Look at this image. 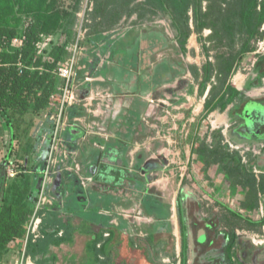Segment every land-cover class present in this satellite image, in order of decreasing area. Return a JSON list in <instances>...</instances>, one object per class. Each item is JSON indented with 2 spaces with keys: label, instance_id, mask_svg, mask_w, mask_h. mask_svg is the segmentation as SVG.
<instances>
[{
  "label": "rangeland",
  "instance_id": "374dc122",
  "mask_svg": "<svg viewBox=\"0 0 264 264\" xmlns=\"http://www.w3.org/2000/svg\"><path fill=\"white\" fill-rule=\"evenodd\" d=\"M63 1L66 7L73 2V0ZM127 1V6L121 8L118 17H110V21L103 24L109 27H104V30L96 33L94 32L96 23L106 14H93V1L82 0L80 11L69 23L67 31L70 30L71 33L65 31L51 35L53 40L46 49L52 51L56 46L67 47L68 54L61 63L76 58L74 78L76 92L79 93L86 83L94 81L86 80V77L90 74L94 77L97 64L101 63L109 53L104 51L109 47V44L104 47L103 43H107L105 41L115 38L117 44L112 45V48L114 46L116 48L121 46L120 44L132 42L140 32L147 31L159 32L164 35L165 40L167 39L165 46H160L153 57L162 55L180 62L186 69L191 70L196 80L188 86L189 94L186 89L177 94L180 97L167 99L162 113L166 119L163 122L156 120L161 125L158 131L162 133L163 139L156 141L159 143L155 150L164 148V159H161L164 169L160 170L156 177L157 183L159 182L158 184L165 189L166 201L162 204V208L148 209L139 202V199H134L132 204H127L125 207L107 204L100 209L101 211L92 209L87 214L90 213L92 218L101 219L111 225L124 224L129 228L130 234L144 239L148 246L151 264H181V220L178 206L172 203L174 195L176 198L177 194H180L183 200L189 197L191 204L194 202L193 206L188 205L187 216L191 221L194 217L196 221L202 218L215 223L212 230L215 233L213 237L217 235L216 244L211 247L207 255L221 259L223 264H264V223L257 226L250 225L229 210L230 208L254 220L264 217V140H239L233 131L239 122L235 116L236 107L242 105L248 98H264V79L259 86L250 84L257 75L254 72L255 61L259 54H264V25L261 28L262 37L255 41V49L245 55L236 72L229 77V81L243 90L245 95L229 105L226 110L222 111L218 108L210 114H205L206 109H203V105L212 86H216L210 95L212 100L221 92V83L216 76H213L208 83L204 93L199 90L196 101H193L190 107L185 105L190 103L189 98L195 96L200 86L203 65L207 61L215 63L217 55L228 49L215 48L211 43H209L210 49H205L199 42L198 34L193 33L188 40L187 51L184 52L176 40L177 31L169 14L163 12L153 14L150 10H146L143 7L145 0ZM211 32V29H206L204 36H209ZM81 77L84 81H78ZM78 83H80L79 88L76 85ZM63 84L64 80L60 77L56 93L61 92L60 87ZM53 102L54 110L48 116L57 113L55 109L59 102L56 100ZM48 109L49 107L39 115H35L32 110L24 115L23 127L26 128L31 122L33 125L21 137L16 135L13 137V128L6 122L0 125V135L4 136L3 141H0V156L3 155L6 160L8 185L18 179L17 174L22 169V165L23 169L28 167L34 170L36 172L34 186L41 184L35 204L36 208L40 206V215L45 210L66 208L65 200L71 198L68 196L66 186L69 182L62 184L57 174L59 170L66 169L63 164L66 161L68 168L76 169L78 166L77 162L69 164L68 158H65L60 165L51 160L55 134L52 130L53 121L44 116ZM262 111L264 112V107ZM183 112L185 116L181 117ZM247 113L253 115L254 112L249 110ZM23 127L20 131H23ZM27 144L31 145L28 154L24 149ZM48 172H50L49 177H57L53 182V191L45 195L43 190ZM79 212L83 211L68 207L66 213L75 215ZM161 224H166L165 227L169 226L163 235L158 233ZM188 233L187 264H193L192 235L191 231ZM234 233L237 235L236 243L232 256L229 257L228 236ZM24 249L25 240H19L16 245H11L2 257L1 264H15L17 260L22 259ZM58 260L62 264H81L76 258L64 261L58 258ZM49 262L57 264L51 259ZM96 264H109L108 255L102 253Z\"/></svg>",
  "mask_w": 264,
  "mask_h": 264
},
{
  "label": "crops",
  "instance_id": "0c3cea01",
  "mask_svg": "<svg viewBox=\"0 0 264 264\" xmlns=\"http://www.w3.org/2000/svg\"><path fill=\"white\" fill-rule=\"evenodd\" d=\"M152 33L154 32H140L132 42L120 44L116 48H112V45L117 44L115 38H109L105 41L107 43H103L104 47L109 44L108 49L104 48L109 53L97 64L94 77L91 74L89 78L86 77V80L94 81L86 83L79 93L74 89L76 99L66 108L51 160L60 165L68 158L69 164H78L76 169L68 168L66 161L63 163L66 171L59 170L57 174L62 184L69 182L66 186L71 198L67 196L69 200H65L66 208L56 211L61 212L66 219L71 218L79 231L72 243L52 247L50 256L56 255L62 261L76 258L81 264H96L100 259L96 250H90L89 245L97 235L103 234L99 247L109 240L105 253L108 255L109 264H151L144 239L130 234L129 228L124 224L111 225L101 219L92 218L87 212L92 209L101 211L107 204L125 207L132 204L134 199L131 195L134 192L150 197L153 195L151 202L154 201L155 204H164L166 201L165 189L156 179L160 170L164 169L161 160L164 159V148L155 150L159 143L156 141L163 139L162 133L158 131L161 125L156 120L163 122L166 119L162 113L167 99L180 97L177 94L186 89L189 94L188 86L196 78L180 62L162 55L153 57L160 46H165L167 39L161 33L151 38ZM149 47L154 48L149 50ZM173 69L179 70L173 77L169 74L164 77V72ZM81 80L82 77L78 81ZM79 84H76L77 88ZM199 89L200 86L195 96L189 98L190 103L186 107L196 101ZM53 105L54 103L50 104L44 116L53 121L52 130L55 131L52 117L57 113L48 116L54 110ZM184 116L183 112L181 117ZM108 161L113 164L114 171L109 173L106 170L105 173L100 164ZM49 174L50 172L43 190L45 195L53 191V182L57 177H49ZM130 178H135V181ZM115 180L123 182L121 184L127 185V189L111 191L107 181L116 182ZM103 181L106 184L101 183ZM187 199L183 200L177 194L176 198L174 195L172 203L178 209L181 206L184 213L189 211L188 205L191 204L190 198ZM68 207L83 212L69 215L66 213ZM165 225L161 224L159 234H165L164 231L169 228ZM111 232H114L113 235H110ZM18 241L12 242L7 250ZM57 264L62 263L58 260Z\"/></svg>",
  "mask_w": 264,
  "mask_h": 264
},
{
  "label": "trees",
  "instance_id": "16d2710c",
  "mask_svg": "<svg viewBox=\"0 0 264 264\" xmlns=\"http://www.w3.org/2000/svg\"><path fill=\"white\" fill-rule=\"evenodd\" d=\"M92 1L93 14H106L99 24L96 23V33L109 27L103 24L109 22L110 17H118L121 8L128 4L127 0ZM81 5L82 0H73L68 7L63 0H0V116L13 128V137H21L33 125L31 122L26 128L23 127L24 115L30 110L39 115L52 103V96L57 92L60 81L56 71L68 54L65 45L56 46L52 51L45 49L39 54L38 43L42 41L43 35L67 31ZM143 7L153 14L163 12L170 15L177 31L176 40L184 52L193 33L198 34L199 42L205 49H210L209 43L215 48L228 49L217 55L215 63L207 61L202 67L201 93L207 90L213 76L221 83V92L213 100L210 95L216 86L210 89L205 102V114L218 108L226 110L245 95L243 90L229 81V77L236 72L245 55L255 49V41L262 37L264 0H145ZM206 29L212 30L209 36H204ZM67 32L71 33L70 30ZM22 36L25 37L23 44L13 46V39ZM254 72L257 75L250 84L259 86L264 79V54L258 55ZM21 127L23 131H20ZM30 147V144L25 146L26 154ZM40 187L41 184H37L34 190L29 178H21L7 188L5 203L0 206V264L12 242L27 238V222L36 210ZM229 210L250 225L264 223V217L254 220ZM41 215L40 235L37 238L29 236L26 254L39 264H51L50 259L56 263V255L48 256L52 247L72 243L79 228L71 218H64L59 211L45 210ZM236 236L235 233L228 236L229 257L232 256ZM102 237L103 234L97 235L89 245L90 250H96L99 259L102 253H107L109 243L108 240L99 247ZM188 245L184 225L182 264H187Z\"/></svg>",
  "mask_w": 264,
  "mask_h": 264
},
{
  "label": "flooded vegetation",
  "instance_id": "af4514ba",
  "mask_svg": "<svg viewBox=\"0 0 264 264\" xmlns=\"http://www.w3.org/2000/svg\"><path fill=\"white\" fill-rule=\"evenodd\" d=\"M159 34H160L159 32H154L151 35L150 34L149 35L151 38H154ZM153 48L154 47H149V50H151ZM178 70H176V69L175 70L174 69L168 70L169 72H167V73L164 72V77L165 76L167 77V74H169L170 77H173V74H175ZM251 106L254 108L249 109ZM263 107H264V99L263 100H255V98H248L243 102L242 105H238L236 107L235 116L239 122H238V126H236L233 131H234V135L237 137V139H239V140H253V139L264 140V112L262 111ZM247 109L254 112L253 115H251L250 113H245ZM1 119H2V125H3L5 123V121H4L3 117H1ZM1 132L3 133L4 131L2 130ZM3 137H4L3 134H1L0 135V141L1 142L3 141L2 140ZM100 165H101L102 169L105 170L104 171L105 173L107 171L109 173H110V171L111 172L114 171V168H113L114 166L109 161L108 162H102ZM23 167L24 166L22 165V169H20L18 171L17 178L18 179L29 178L31 183H32V187L35 190L36 185L34 186L33 180L36 177V172L34 170L28 168V167L23 169ZM125 179H126V177L124 178V180ZM130 180L135 181V178H130ZM94 181H96V180L94 179ZM101 183L106 184L105 181H103ZM118 183L119 182H117V181L116 182L107 181V186L110 187L111 191L112 190L113 191H121L122 189H127V185L124 186L123 184H121L123 182H120L119 184ZM8 187H9L8 181L6 180V160H5V157H3V155H1L0 156V206H3L5 203V193H6ZM114 196H117V195H114ZM131 196L133 199H139L142 202V204H144L146 206V208H148V209L149 208H152V209L162 208V204H155L154 201L151 202L153 195L151 196L152 197L151 198L150 195L144 196L142 194H136L134 192ZM116 198H119V197H115V199ZM189 205H190L189 207H191L192 204H189ZM178 210H179V216H180V220H181V236L183 233V226L185 225L186 226V234L188 236V242H189V235H188L189 233L188 232L191 231L192 249H193V253H194V257H193L194 263L193 264H223L221 259L214 257V256L207 255L208 251L212 249L211 247L214 244H216L215 241H216L217 235H215L213 237V235L215 233H214V230H212L215 223L211 220H205V219L202 220V218H199L198 221H196V220H194V217H192V221H191L189 216H187L188 210L183 213L181 210V206H179ZM192 211H193V209H192ZM201 232L205 236H203V235L201 236V234H200ZM202 237H203V239H202ZM206 247L207 248L210 247V249L209 248L206 249ZM180 254H181V262H182V250H181ZM208 257H210V258H208Z\"/></svg>",
  "mask_w": 264,
  "mask_h": 264
},
{
  "label": "built area",
  "instance_id": "2783aa9c",
  "mask_svg": "<svg viewBox=\"0 0 264 264\" xmlns=\"http://www.w3.org/2000/svg\"><path fill=\"white\" fill-rule=\"evenodd\" d=\"M25 37H16L12 41V45L19 47L23 44ZM53 37L51 35H43L42 41L38 43V53L41 54L45 51L46 47L52 42ZM256 63V61H255ZM255 65V64H254ZM76 58L73 57L64 63H60L57 68V74L64 80V84L60 87V93H55L52 96L53 101H58L59 104L57 106V114L53 115V119L55 122V131H54V140L56 141L59 128L62 124V118L66 112V108L68 105L74 103L76 99V92L74 90V78L76 76ZM40 206L36 208L34 214L27 222V238L25 239V249L24 255L21 260H17L15 264H38L37 261L34 260L33 257L27 256L26 249L28 244V239L30 235H33L37 238L40 235V225L42 223V216L39 213Z\"/></svg>",
  "mask_w": 264,
  "mask_h": 264
},
{
  "label": "water",
  "instance_id": "95a60500",
  "mask_svg": "<svg viewBox=\"0 0 264 264\" xmlns=\"http://www.w3.org/2000/svg\"><path fill=\"white\" fill-rule=\"evenodd\" d=\"M252 108H254V107L251 106L249 109H252ZM249 109H248V111H249ZM248 111H247V112H248ZM247 112H246V113H247ZM200 234H201V236L203 235L202 232H201ZM202 239H203V237H202ZM202 239H201V240H202Z\"/></svg>",
  "mask_w": 264,
  "mask_h": 264
}]
</instances>
